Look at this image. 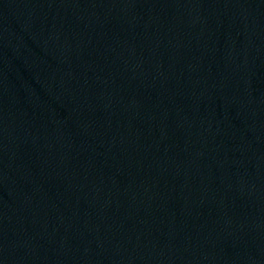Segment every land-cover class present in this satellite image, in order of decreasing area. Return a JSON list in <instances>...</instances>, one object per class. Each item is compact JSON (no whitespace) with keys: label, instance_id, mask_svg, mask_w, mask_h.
<instances>
[{"label":"water","instance_id":"obj_1","mask_svg":"<svg viewBox=\"0 0 264 264\" xmlns=\"http://www.w3.org/2000/svg\"><path fill=\"white\" fill-rule=\"evenodd\" d=\"M51 264H264V0H35Z\"/></svg>","mask_w":264,"mask_h":264}]
</instances>
